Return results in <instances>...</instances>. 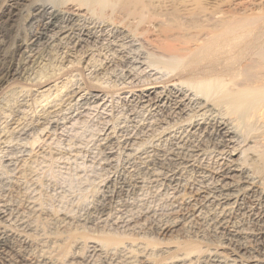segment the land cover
Wrapping results in <instances>:
<instances>
[{"label": "rangeland", "instance_id": "374dc122", "mask_svg": "<svg viewBox=\"0 0 264 264\" xmlns=\"http://www.w3.org/2000/svg\"><path fill=\"white\" fill-rule=\"evenodd\" d=\"M35 1L19 2V10H15L12 19L2 16L6 0L0 2V27L6 26L5 33H0V215L3 224L22 231L25 228L21 221L47 223L70 218L81 223L82 235L87 233L88 238L93 235V229L101 226L100 230L122 238L127 235L128 218V221H143L146 227L143 231L146 234H132L128 236L130 239L142 237L160 247L184 244L204 250L217 248L231 259L237 255L245 260H264L263 247L251 256L238 246H228L226 231L218 230V237L204 222L198 221L190 235H183L179 228L167 225L161 229L154 221L160 216L167 223L174 216L193 215L205 195L204 187L215 177L206 172H221L228 161L246 167L250 183L255 182L254 187L260 193L264 189V181L253 171V167L262 164L256 152L261 149L262 141L252 131L251 139L243 144L247 127L241 113L234 116L232 109L215 110L186 86L181 87L183 104L178 108L169 104V108L159 109L155 105L158 96L167 95L171 85L182 82L175 77V72L165 67L170 62L163 52L165 45L176 44L177 49L183 45L179 50L185 52L195 47L193 39L209 32H222L226 24L244 19L252 23L256 20L258 29L264 26V0H111L108 5L99 0H43L47 3L43 23H49L51 14L56 12L61 18L49 38L30 52L27 46L35 39L29 34L27 22ZM41 61L46 69L38 68ZM203 120L224 122L232 132L231 142L222 143L212 128L194 129ZM192 130L197 131L196 138ZM183 140L187 144L191 140L200 150L193 157L197 160L196 167L182 175L184 178L181 177L176 189L164 180L163 169L150 163L149 158L162 150H175ZM203 176H207L208 182L201 179ZM106 194H113L108 201L111 212L107 207L112 216L99 226L91 222L89 214L103 203ZM210 208L205 211L209 213L213 207ZM252 221L247 222L255 226ZM260 225L264 227L263 223ZM69 243L67 247L63 245L69 248ZM71 247L73 255H66L63 264H116L118 261L112 255L100 257L90 248L91 252L85 247ZM48 248L51 250L46 248L47 251L54 250L52 245ZM139 261L138 264H148L142 259ZM0 264H6L1 255Z\"/></svg>", "mask_w": 264, "mask_h": 264}, {"label": "bare ground", "instance_id": "6f19581e", "mask_svg": "<svg viewBox=\"0 0 264 264\" xmlns=\"http://www.w3.org/2000/svg\"><path fill=\"white\" fill-rule=\"evenodd\" d=\"M21 1H25V0H6L5 2L6 10L1 11L2 16H6L8 17V19H12V17L15 15V10H19L18 6L20 5L19 2ZM99 1L103 3V5H105L111 0H99ZM10 2H13L14 4H10ZM46 4L43 0H37V2L35 1V4L32 5L31 12H29L30 18L27 22L28 31L29 34L30 35L32 34L35 39L29 45L28 43H26L28 45L27 48L30 49V52L34 51L35 49L33 48L39 46L44 39L49 38L48 37L49 33L53 31L55 28H57L58 22L61 18L60 14L57 12L51 14L50 22L45 25L43 23V20L45 18L44 13L46 10ZM101 10L104 11L105 8H102ZM212 14H214V12ZM245 20L246 19L242 20L239 23H234V24H229V23L226 24L227 23L226 22L224 24H226L227 26L222 32L219 30V32H215V33L212 32L211 33L209 32L210 34L204 33L205 34L204 36L200 35L201 38L198 39L196 38L195 40L193 39L192 42V44L196 42L197 45L195 44V47L194 46L192 47L193 49L189 48L185 50V52L179 50L183 48V45H181L182 48L178 47L179 49H177L176 44L174 45L172 43L169 44L166 43L167 45H165L164 48L163 47L162 48L164 49L163 52L165 53V57L168 56L170 58V62L167 64L168 66L166 65L165 67H169V69L171 70L170 72H175L176 74L175 77H177L182 82H180L177 85L176 84H174L173 86L171 85L170 88H168L167 90V95L161 93L162 96L157 95L158 96L157 100L156 98L154 99L156 100L155 105L159 109L161 108L164 109L165 107L169 108L168 106L169 104L170 106L174 105L173 106L174 108L175 107L178 108L181 104H183V99L180 95L181 87L186 86L189 88L187 90L190 91L193 90L192 92H195L198 97L200 96L202 100L204 99V102L207 106L210 105L214 109L215 108L218 109V107L221 109L226 108V110L232 109L231 114L234 116L241 113L242 114L241 117L245 119V123L247 127L246 128L247 130H244V132L245 131L246 132L244 135L245 141L243 144H245V142L251 139L252 131H256L257 134L259 135L258 136L259 139L262 141L261 149L256 151L255 149L252 148V150L258 153V157H260L261 163L263 164V166L261 164V167H253L254 174L258 178H260L263 182L264 181V26L258 27V29H256L255 25L258 24V23L254 24L256 20L254 21V23L250 22L248 19L246 21ZM258 21L260 23V19ZM252 25L253 27L255 26L254 29L253 27H251ZM5 28L6 26L0 27V29H2L0 30V33L4 34ZM41 29L43 31H40ZM184 39L185 38L183 37V40ZM43 63L44 62L41 61L39 65H37L38 68H40V70H43L44 69L43 67H45L46 69V66H44ZM34 72H36V70ZM34 77L35 75L33 76V78ZM33 80L35 81V79ZM92 95L93 97L97 96L96 94H92ZM93 97L92 99H94ZM145 97H149V95L148 96L146 95ZM248 100H250L251 102L248 103ZM210 120L209 122H205L204 120H203L204 122L200 121L202 123L197 122L194 125V129L205 127V129L208 130L212 128L221 137L222 143L227 144V142H231L232 132L227 128L225 123L215 121L216 118L213 121ZM192 133L195 137L197 131L196 133L195 131H193ZM199 133L200 132H198V134ZM186 137L188 138V136ZM200 137H202V135ZM189 141L191 144H187L183 140L177 145L178 147L175 150H171V151L162 150L160 152L158 151L159 153L157 155L149 158L150 163L157 165V167L160 166V168L163 169L164 180H167L176 189L180 185L179 183L182 175L185 172L187 174V172H190L196 167L197 160L194 159L193 157L195 156V154H197V152L200 149L198 148V145L193 144L191 140ZM189 141L187 140V142ZM255 144H256L255 146L257 147L258 143ZM233 155L234 153L231 152V156ZM228 163L225 164L226 168H224V170L222 169L223 167L221 168L223 170V171L220 170L221 172H217L215 170L213 172L212 171L209 172L207 171L208 169L205 170L207 171L206 172L207 174L211 175V177H213V175H215V177L212 178L213 181L209 179L211 182H209L206 185V187H204L206 189V192H203L205 195L203 196L200 206L195 208L194 210L195 213L193 215L190 214V216L188 217L174 216L169 218V220L166 221L167 223H164L165 222V221L163 222L164 218L160 216L158 219H155L154 221H157L156 224L161 229L164 227L166 228L167 225L172 226L174 228H179L181 230L180 233H182L183 235H190L191 230L197 225L198 221L204 222L205 224H207V226H209L208 228H212L213 231L212 233H214L215 235L219 234L218 230L220 229L226 231L228 236V238H226L227 240L226 242H228V246L231 247L238 246L239 250H246L252 256L253 251L257 252L256 251L257 249L259 248L262 249V247L264 248V227L260 225V223L264 224V189L262 193H260L254 187L253 183L255 182L250 183L246 172V167L239 166L237 163H234L233 161H228ZM249 165L250 164H248V166ZM183 178L184 177H182V179ZM201 179L203 181L208 182L207 176H203ZM262 188L264 187L262 186ZM112 195L110 194L104 195L103 203L101 204L99 202L100 205H98L97 209L94 210V212H92L91 214H89V218L91 222L97 223L100 226V224H103L109 219L110 216H112L108 212V208H107L109 207L108 201L109 200L111 201ZM211 206L213 207L212 211H209L211 209L210 208ZM208 207L210 208L208 210L209 213L205 211V209H208ZM96 212H98V216L95 215ZM110 212H111V208H110ZM2 218H3L2 215H0V255L5 259L6 264H63L64 261L63 259L65 258L66 255H69V253L71 252V250H69L71 246H79L82 248L85 247L84 248L85 250L86 248L87 249L90 248L92 249L93 253H96L100 257L106 258L109 255L116 256V259L118 260L117 262L114 261L116 262V264H138L139 262H141L139 261V259L144 260V262L148 264H249V263L260 264L262 263V261H264V260L259 261L252 258H250L249 260H245L243 259V257H239L237 255L236 258L231 259L230 257H228L229 255L227 256L225 252H222L220 249L217 248L213 250H208V249L204 250L197 246L184 245V244H177V245L175 244L176 246L174 247L170 246L171 248L162 247V246L160 247L158 245L151 244L148 241H144L142 237L141 238L139 237L137 239H130L129 237H131L132 234L134 235L136 233L138 234L143 233L142 236L146 234L143 232L144 230H146V227L145 224L142 223L143 221L142 222H139L140 220L128 221L127 220L128 218L126 219V223H125L127 228V235L126 237L122 236V238H117L115 237V235L108 234L106 233L107 231H104V229L100 230L102 229V226L99 227V229L96 228L93 229L92 230L93 235H89L90 237L91 236L92 237L88 238L87 233H84L85 235L84 234L82 235V230L84 228L82 227L81 223L77 224L78 222H75L74 221L75 219L72 220L70 218L69 219L57 218L56 220L54 219V221L47 223L46 222L42 223L39 221L38 222L36 221L34 223L31 221L30 222L21 221L22 225L24 226L22 228H25L24 230L22 229V231L9 228L11 227L10 225L9 227H7L1 221ZM248 219L249 221L250 219H252L255 222V226L257 228L254 225L253 226L249 225L247 222ZM253 221L252 223H254ZM26 229L28 230V232L26 231ZM86 229L88 228L86 227ZM69 240L70 243L73 245H70V243L68 242ZM67 242L69 243V248H66L67 247L66 245L68 244ZM63 243L66 247L63 245ZM49 245H52V248H54L53 251H47V249H49L48 248ZM61 247L62 250H60ZM236 247L234 248V250L236 249ZM65 248L67 250H65ZM90 249L88 250L90 251ZM251 250L252 253H250ZM57 251L59 252L58 255L55 253ZM165 256L168 257L161 262L158 261L159 258L163 259V257ZM83 261H87V260L83 259Z\"/></svg>", "mask_w": 264, "mask_h": 264}]
</instances>
